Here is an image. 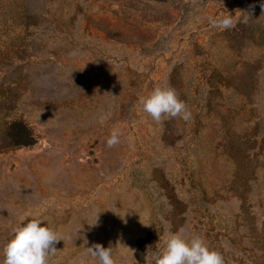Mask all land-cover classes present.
<instances>
[{
  "label": "rangeland",
  "instance_id": "obj_1",
  "mask_svg": "<svg viewBox=\"0 0 264 264\" xmlns=\"http://www.w3.org/2000/svg\"><path fill=\"white\" fill-rule=\"evenodd\" d=\"M262 3L0 0V253L39 218L61 240L49 264H98L96 244L144 264L169 232L264 264ZM229 15V29L210 23ZM165 84L189 121L142 110ZM14 121L32 145L9 142Z\"/></svg>",
  "mask_w": 264,
  "mask_h": 264
},
{
  "label": "clouds",
  "instance_id": "obj_2",
  "mask_svg": "<svg viewBox=\"0 0 264 264\" xmlns=\"http://www.w3.org/2000/svg\"><path fill=\"white\" fill-rule=\"evenodd\" d=\"M264 3L261 4V6ZM213 27L229 29L234 26L231 15L211 19ZM142 110L153 121L160 123L166 119H180L187 122L191 112L177 91L170 85L155 87L147 96L139 100ZM121 130L113 128L106 138V144L112 148L120 143ZM99 213L96 215L98 216ZM96 220L95 225L97 224ZM61 241L56 230L39 218L24 219L12 229L11 238L2 249L0 264H49V257ZM87 252L98 264H118L113 249L100 244L87 247ZM144 264H225L222 253L211 249L200 234L193 233L185 238L178 232H169L163 247L148 246L144 254Z\"/></svg>",
  "mask_w": 264,
  "mask_h": 264
},
{
  "label": "trees",
  "instance_id": "obj_3",
  "mask_svg": "<svg viewBox=\"0 0 264 264\" xmlns=\"http://www.w3.org/2000/svg\"><path fill=\"white\" fill-rule=\"evenodd\" d=\"M7 136L9 142L15 146H29L35 142L34 137L30 132L29 128L22 122L14 121L10 123L7 130ZM136 256L138 262L142 264L143 259L141 258V256L138 253Z\"/></svg>",
  "mask_w": 264,
  "mask_h": 264
}]
</instances>
